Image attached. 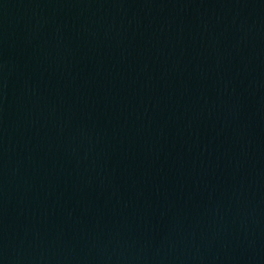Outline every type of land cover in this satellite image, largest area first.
I'll return each mask as SVG.
<instances>
[{"label": "water", "instance_id": "1", "mask_svg": "<svg viewBox=\"0 0 264 264\" xmlns=\"http://www.w3.org/2000/svg\"><path fill=\"white\" fill-rule=\"evenodd\" d=\"M0 264H264V0H0Z\"/></svg>", "mask_w": 264, "mask_h": 264}]
</instances>
